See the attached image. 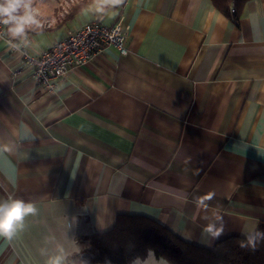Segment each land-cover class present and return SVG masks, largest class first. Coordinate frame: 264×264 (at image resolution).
Instances as JSON below:
<instances>
[{
  "label": "crops",
  "instance_id": "0c3cea01",
  "mask_svg": "<svg viewBox=\"0 0 264 264\" xmlns=\"http://www.w3.org/2000/svg\"><path fill=\"white\" fill-rule=\"evenodd\" d=\"M36 5L46 23L26 27L27 48L6 26L0 37V144L13 149L0 151V200L39 211L0 238V264H46L71 242L69 259L90 261L87 236L123 214L205 248L217 241L203 235L213 213L218 240L264 221V0L246 1L237 20L210 0H98L67 21ZM94 15L126 27L127 52L108 45L52 89L37 82L21 51Z\"/></svg>",
  "mask_w": 264,
  "mask_h": 264
},
{
  "label": "trees",
  "instance_id": "16d2710c",
  "mask_svg": "<svg viewBox=\"0 0 264 264\" xmlns=\"http://www.w3.org/2000/svg\"><path fill=\"white\" fill-rule=\"evenodd\" d=\"M97 1L71 0L63 21ZM210 1L221 12L237 20L248 0ZM231 6L234 13L230 12ZM257 226L264 231V221ZM87 238L93 253L92 264H130L135 257H145L148 249H153L157 258L162 256L168 264H264V241L253 251L240 248L242 236L228 235L217 240L211 248H205L182 239L154 219L140 214L118 215L110 230L93 232Z\"/></svg>",
  "mask_w": 264,
  "mask_h": 264
},
{
  "label": "clouds",
  "instance_id": "9594fccd",
  "mask_svg": "<svg viewBox=\"0 0 264 264\" xmlns=\"http://www.w3.org/2000/svg\"><path fill=\"white\" fill-rule=\"evenodd\" d=\"M104 2L115 6L121 4L123 0H104ZM34 3L35 0H0V24L6 26L7 34L18 39L20 45L25 48L30 43L26 35V27H42L34 11ZM0 151L12 152L13 149L7 144H0ZM211 199L212 194H208L203 198H197V203ZM38 211L34 202L21 198L8 196L0 200V238L13 240L19 232L24 230L26 217L35 216ZM204 219L207 223L203 228V235L208 238L206 242L210 244L223 235V218L213 213ZM241 236L243 239L240 240L239 246L242 249L255 251L257 245L264 241V231H261L258 226L246 227L242 230ZM70 244L71 247L68 250L63 245H58L56 252L48 256L46 264H84L83 261L69 259L79 253V247L74 242ZM130 264H167V261L162 256L157 258L155 251L148 249L145 257H135Z\"/></svg>",
  "mask_w": 264,
  "mask_h": 264
},
{
  "label": "built area",
  "instance_id": "2783aa9c",
  "mask_svg": "<svg viewBox=\"0 0 264 264\" xmlns=\"http://www.w3.org/2000/svg\"><path fill=\"white\" fill-rule=\"evenodd\" d=\"M230 9L234 11L233 7ZM4 28L0 24V37L4 35ZM125 39L126 27L123 24L108 25L101 16L94 15L79 27L69 30L50 47L33 54L25 50L21 52L25 62L33 66L32 77L52 89L55 81L65 76L70 67L84 64L108 45L125 54Z\"/></svg>",
  "mask_w": 264,
  "mask_h": 264
},
{
  "label": "rangeland",
  "instance_id": "374dc122",
  "mask_svg": "<svg viewBox=\"0 0 264 264\" xmlns=\"http://www.w3.org/2000/svg\"><path fill=\"white\" fill-rule=\"evenodd\" d=\"M36 1L41 2L43 0H35V3H34V7L35 8L37 6L36 5ZM44 1H45V4H46L47 7L48 6H51L52 7V5H53V7H54L53 8V12H52V14H54L53 16H61L62 13L63 14L65 13V9L68 8L69 3H70L71 0H44ZM35 8H34V11H35ZM35 13H36V16H37L38 15L37 14V10L35 11ZM37 19L40 21L41 25L46 23V21H44V20L41 21L40 20V19H42L40 16H37ZM83 257H84V264L90 263V261L88 260L87 254H84Z\"/></svg>",
  "mask_w": 264,
  "mask_h": 264
}]
</instances>
